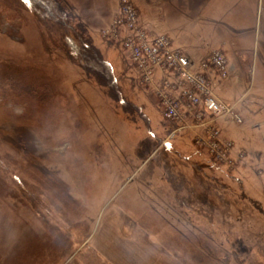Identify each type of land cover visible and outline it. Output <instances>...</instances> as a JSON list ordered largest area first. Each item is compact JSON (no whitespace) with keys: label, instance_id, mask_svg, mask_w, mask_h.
I'll use <instances>...</instances> for the list:
<instances>
[{"label":"rangeland","instance_id":"1","mask_svg":"<svg viewBox=\"0 0 264 264\" xmlns=\"http://www.w3.org/2000/svg\"><path fill=\"white\" fill-rule=\"evenodd\" d=\"M0 1V64L48 89L38 95L5 82L8 96L0 94V264H103L90 237L112 205L183 264H264V0L200 3L205 45L242 72L214 74L211 92L241 122L197 112L182 124L164 118L160 75L142 84L120 40L106 37L120 0L62 1L143 117L55 46L31 8ZM130 1L163 35V0H147L148 10ZM166 2L169 22L192 31L191 0Z\"/></svg>","mask_w":264,"mask_h":264},{"label":"built area","instance_id":"2","mask_svg":"<svg viewBox=\"0 0 264 264\" xmlns=\"http://www.w3.org/2000/svg\"><path fill=\"white\" fill-rule=\"evenodd\" d=\"M106 37L120 40L130 64L138 69L142 84L153 85L154 75H160L158 97L164 107L165 119L183 121L186 118L180 110L182 100L188 108H200L209 117L227 115L234 122H241L231 108L214 97L210 89V70L222 80L229 76L227 60L222 51L215 50L208 59L195 63L173 50L167 37L160 35L149 38L139 25L138 12L130 0H120L119 13L112 19ZM169 74H172L173 80ZM176 91H179L181 100L172 97L171 94ZM194 119L198 120V114H195Z\"/></svg>","mask_w":264,"mask_h":264},{"label":"crops","instance_id":"3","mask_svg":"<svg viewBox=\"0 0 264 264\" xmlns=\"http://www.w3.org/2000/svg\"><path fill=\"white\" fill-rule=\"evenodd\" d=\"M202 1L203 0H191L193 8L191 17L193 19H191L189 23L193 22V25H191H195L192 27L191 31L187 29L190 25H177L169 22V3H167L166 0H163V35L168 37L176 32L175 34L178 35H172L174 40L178 43L174 50L179 51L195 63L208 59L211 53L215 51L208 48L207 44L205 45L208 40L202 38V36L208 35L210 29V26H207L205 23L199 24V15L203 11V9L200 10V3ZM140 3L146 10L150 8L147 0H142ZM179 16H182V14ZM138 21L139 25L147 32L149 38H155L158 36V34L155 33L156 30H158L156 22L152 19H144V17H141V23L140 15H138ZM144 27H146V29ZM182 34L185 37H182ZM188 35H190V37H186ZM168 39L170 40L171 38L168 37ZM220 45L229 46L225 41H221ZM204 52L207 53V55H204ZM194 57L196 59H194ZM239 57L240 56L235 55L237 60ZM228 70L230 76L231 74L240 76L242 73L238 61L231 66L228 65ZM214 74L215 73L210 70L208 72L209 79L213 78ZM169 78L171 80L174 79L172 74H169ZM236 79L235 84H240V78ZM171 95L172 97L181 100L179 91H176ZM180 106L181 111L186 115V118L183 121H178L181 122V124L185 123L186 120L187 122H195V114L197 112L202 113L200 108H188L187 104L182 100ZM182 127L184 126H178L179 130ZM136 218V216L131 215L129 212H126L116 205L110 206L105 212L104 217L98 222L95 229L92 231L90 237V250L102 260L103 264H183L175 254L171 252V250H168L160 243L157 234H154L152 230L143 226L142 223H139Z\"/></svg>","mask_w":264,"mask_h":264},{"label":"trees","instance_id":"4","mask_svg":"<svg viewBox=\"0 0 264 264\" xmlns=\"http://www.w3.org/2000/svg\"><path fill=\"white\" fill-rule=\"evenodd\" d=\"M1 2V1H0ZM6 2V0H3ZM0 3V7H1ZM5 6L7 4H4ZM14 6L22 8H31L35 16L46 26V32L51 42L56 46L67 50L68 55L73 62L80 65L85 74L96 84L108 90L110 96H117L116 101L128 108L133 106L139 115L143 117L140 108L130 102H124L118 88L117 81L113 75L110 64L103 58L102 53L91 43L86 27L77 19L62 0H14ZM4 6L2 5L1 8ZM9 9V8H8ZM10 10V9H9ZM10 17V15L8 16ZM8 19V18H6ZM16 32V27L9 28ZM3 73L0 74V94H7L6 84L10 86L19 85L21 91H30L34 94H43L48 91L47 86L37 80H29L23 71L12 65H2ZM1 67V68H2ZM2 84V85H1ZM4 85V86H3ZM40 94V95H41ZM115 100L114 97H110Z\"/></svg>","mask_w":264,"mask_h":264}]
</instances>
